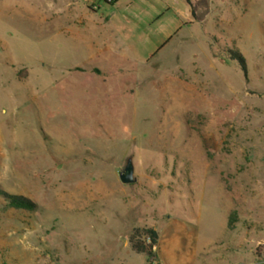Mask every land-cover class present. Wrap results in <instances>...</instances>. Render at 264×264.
Masks as SVG:
<instances>
[{
    "label": "rangeland",
    "instance_id": "rangeland-1",
    "mask_svg": "<svg viewBox=\"0 0 264 264\" xmlns=\"http://www.w3.org/2000/svg\"><path fill=\"white\" fill-rule=\"evenodd\" d=\"M180 1L187 26L161 41L119 23L139 0H78L115 12L103 35L129 52L81 73L53 25L67 0H0V187L37 206L0 198V264H150L141 227L153 264H264V0Z\"/></svg>",
    "mask_w": 264,
    "mask_h": 264
},
{
    "label": "crops",
    "instance_id": "crops-1",
    "mask_svg": "<svg viewBox=\"0 0 264 264\" xmlns=\"http://www.w3.org/2000/svg\"><path fill=\"white\" fill-rule=\"evenodd\" d=\"M77 1L78 0H67L66 7L61 10H57L56 8L53 15V25L73 40L75 48L79 49V47L84 46V55L82 57L79 56L78 65H76L74 69L77 72L85 73L89 69H98L97 64L110 61L111 57H119L120 55L127 57L129 55L128 51H123V48H121L115 40L103 35V30H105L106 25L110 23V20L111 22L112 20L115 21V12L111 15L102 14L99 17L98 11L100 9H98V7H84L83 10L80 11V8L77 7ZM114 1L117 4L121 0H111L110 2L114 3ZM136 1L137 0H130V2L133 3H136ZM139 1L146 9L144 13H140L145 16V19H142L143 21H139L141 20L137 16L139 13L136 10V12L132 11L133 7L130 3L127 5V11L124 12L119 19V23L123 25V29H125L129 37H133L136 34L138 35V33L140 34L141 30L146 32L148 30L151 32V35L149 36L148 33L144 35L146 40L150 38H158L161 41L167 39L171 40L186 28L187 23L181 16L182 13H187V9L182 6L180 0ZM81 13L83 15H81ZM60 18L62 19V24L60 23ZM156 18H159V21H157ZM82 19H88L89 24H97L99 26L98 29L92 31L90 25L86 26L84 29L79 28V25H82ZM152 20H156L157 22L150 23ZM145 26H148V29H145ZM169 264H174V262L170 261Z\"/></svg>",
    "mask_w": 264,
    "mask_h": 264
},
{
    "label": "trees",
    "instance_id": "trees-1",
    "mask_svg": "<svg viewBox=\"0 0 264 264\" xmlns=\"http://www.w3.org/2000/svg\"><path fill=\"white\" fill-rule=\"evenodd\" d=\"M187 1L190 3V0ZM231 56L233 59L238 61L243 73L246 76L247 66L242 55L239 52H232ZM0 198H2L7 203L8 207L13 209L26 210L30 212H34L37 209L36 204L31 200L20 196L10 195L2 190L1 187ZM234 219L235 213H232L228 221V228L230 230L233 229ZM129 242L134 252L146 255L148 263H154L155 250L157 249L159 243V234L155 229L147 227L135 228L132 231Z\"/></svg>",
    "mask_w": 264,
    "mask_h": 264
},
{
    "label": "water",
    "instance_id": "water-1",
    "mask_svg": "<svg viewBox=\"0 0 264 264\" xmlns=\"http://www.w3.org/2000/svg\"><path fill=\"white\" fill-rule=\"evenodd\" d=\"M120 180L125 185L133 184L135 182L134 166L131 159L127 161L124 171L120 173Z\"/></svg>",
    "mask_w": 264,
    "mask_h": 264
},
{
    "label": "built area",
    "instance_id": "built-area-1",
    "mask_svg": "<svg viewBox=\"0 0 264 264\" xmlns=\"http://www.w3.org/2000/svg\"><path fill=\"white\" fill-rule=\"evenodd\" d=\"M105 1H108V2H110L111 0H105Z\"/></svg>",
    "mask_w": 264,
    "mask_h": 264
}]
</instances>
